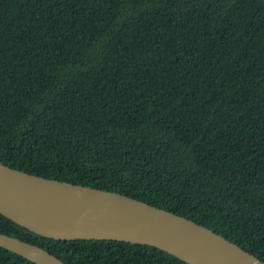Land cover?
Instances as JSON below:
<instances>
[{"label": "trees", "instance_id": "1", "mask_svg": "<svg viewBox=\"0 0 264 264\" xmlns=\"http://www.w3.org/2000/svg\"><path fill=\"white\" fill-rule=\"evenodd\" d=\"M0 162L189 218L264 261V0H0ZM0 233L66 264L154 246ZM0 264H38L0 246Z\"/></svg>", "mask_w": 264, "mask_h": 264}, {"label": "water", "instance_id": "2", "mask_svg": "<svg viewBox=\"0 0 264 264\" xmlns=\"http://www.w3.org/2000/svg\"><path fill=\"white\" fill-rule=\"evenodd\" d=\"M0 214L57 240H117L154 246L189 264H264L242 246L174 212L89 185L0 162ZM0 246L38 264H66L48 250L0 233Z\"/></svg>", "mask_w": 264, "mask_h": 264}]
</instances>
